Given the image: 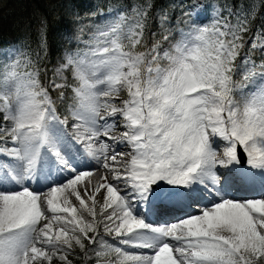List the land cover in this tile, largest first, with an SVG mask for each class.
<instances>
[{
	"label": "snow or ice",
	"instance_id": "obj_1",
	"mask_svg": "<svg viewBox=\"0 0 264 264\" xmlns=\"http://www.w3.org/2000/svg\"><path fill=\"white\" fill-rule=\"evenodd\" d=\"M174 7L0 49V264H264V11Z\"/></svg>",
	"mask_w": 264,
	"mask_h": 264
},
{
	"label": "trees",
	"instance_id": "obj_2",
	"mask_svg": "<svg viewBox=\"0 0 264 264\" xmlns=\"http://www.w3.org/2000/svg\"><path fill=\"white\" fill-rule=\"evenodd\" d=\"M11 2L8 8L0 11V49H5L12 44L27 42L35 47L38 38V29L41 20L48 22V41L55 55L61 45L62 36L71 26L72 17L70 12L79 11L81 15L90 9L95 10L97 5L107 8L112 4L127 3L131 0H16ZM188 0H156L157 5L173 6L172 17L175 19L180 15L181 3ZM226 0H220L225 3ZM239 2V0H233ZM250 3L260 5V11H264V3L261 0H249ZM259 18V13L258 17ZM73 264H85L81 258H73Z\"/></svg>",
	"mask_w": 264,
	"mask_h": 264
},
{
	"label": "rangeland",
	"instance_id": "obj_3",
	"mask_svg": "<svg viewBox=\"0 0 264 264\" xmlns=\"http://www.w3.org/2000/svg\"><path fill=\"white\" fill-rule=\"evenodd\" d=\"M11 2L15 4L17 1L16 0H0V11L3 10L4 8H8ZM108 259H111V257H109Z\"/></svg>",
	"mask_w": 264,
	"mask_h": 264
}]
</instances>
